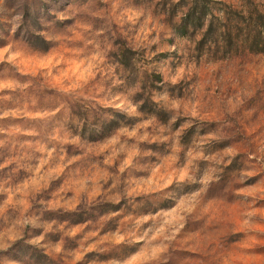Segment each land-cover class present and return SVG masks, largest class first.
I'll list each match as a JSON object with an SVG mask.
<instances>
[{
  "label": "rangeland",
  "instance_id": "1",
  "mask_svg": "<svg viewBox=\"0 0 264 264\" xmlns=\"http://www.w3.org/2000/svg\"><path fill=\"white\" fill-rule=\"evenodd\" d=\"M187 5L188 0H180L179 5L160 0L156 10H167V19L175 23L176 14ZM205 12L204 8L190 7L177 27L186 32L187 25L193 24L202 30ZM141 27L133 29L132 45L122 41L125 52L139 42L135 35ZM211 32L209 29L205 35ZM253 33L244 38V53H264L262 44L252 46L256 39ZM32 43L47 48L39 38ZM61 48L63 59L58 58L53 68V54ZM86 51L81 40L58 41L45 52L36 51L12 32L0 40V140L5 142L0 148V163L18 161L0 171V183L4 184L0 207L7 209L0 219V231H8L15 223L9 218L13 211L10 202L19 198L25 206L31 205V188L39 189L36 194L47 205L48 223H54L51 229L38 230L37 237L42 240L31 248L29 264H164L165 259L166 264H264V169L249 162L250 153L264 147V72L257 70L260 61L250 60L245 66L247 74L239 78L236 88H225L218 101L222 110L237 89L245 92V114L236 120L235 135L230 142L212 141L208 155L223 157L222 163L214 165L196 160L195 146L214 131L215 111L201 122L199 134L182 128L180 120L169 126L168 114L162 113L163 129H149L145 139L140 131L142 119L110 109L123 119L106 125L102 137L92 136L80 145L65 143L71 129L66 125L61 128L56 117L48 114L63 102L61 89L69 85L72 74L85 77L90 72ZM72 53L79 57L72 55L74 66L65 62ZM240 54L238 49L237 57ZM24 84L29 87L23 88ZM121 127L127 129L126 134H120ZM176 138L180 158L173 155ZM59 146L65 160L75 159L57 173L56 168L63 166L59 157L54 161L46 154L53 148L60 151ZM149 147L152 152L146 151ZM228 147H236L235 157L223 155ZM45 159L48 163L41 165ZM190 163H195L201 174L209 166L222 169L219 182L199 196L195 193L202 185L191 181H173L171 187L183 189L179 194L159 187L165 175L175 176ZM249 212L256 213L251 229L243 225ZM180 223L184 227L169 239ZM118 236H125V240L118 243ZM165 244L167 251L161 253L159 249ZM26 247L31 246L23 241L15 245L17 252Z\"/></svg>",
  "mask_w": 264,
  "mask_h": 264
},
{
  "label": "clouds",
  "instance_id": "2",
  "mask_svg": "<svg viewBox=\"0 0 264 264\" xmlns=\"http://www.w3.org/2000/svg\"><path fill=\"white\" fill-rule=\"evenodd\" d=\"M158 3L160 0H60V3L55 0H14V3L0 0V40L7 39L8 33L12 32L17 39L39 52L47 51L58 41L63 44L81 40L84 43L85 55L92 65L90 72L85 77L73 73L69 85L61 89L63 102L48 114L56 117L61 128L66 125L71 129L65 143L80 145L92 136L102 137L106 125L120 123L123 119L110 109L142 119L144 123L140 125V131L145 139L149 129H163L162 113L168 114L169 126L180 120L182 128L194 129L199 134L203 127L201 122L209 119V113L215 111L217 123L213 125L214 131L196 144L195 159L219 165L223 157L208 155L213 148L212 141L230 142L236 132V120L245 114V92L242 89H237L221 110L218 101L223 90L229 86L236 88L239 78L247 74L245 66L250 60L260 61L257 70L264 72V53H244V38L248 32L255 29L264 33V21L259 18L264 14V0H188L187 7H182L176 14L175 23L167 19V10H156ZM172 3L179 5L180 0H172ZM192 6L206 9L204 28L200 30L189 24L186 32L181 31L177 25L182 23ZM141 25L135 40L142 43H135L130 52H125L122 41L127 40L132 45L133 29ZM209 29H212L211 35H205ZM37 38L43 40L47 48L33 44ZM238 49L239 57L236 55ZM63 52L61 48L53 54V68L58 58L63 59ZM72 55L79 58L78 53H72L65 62L74 66L76 60ZM22 87L28 88L29 85ZM119 131L121 135L127 133L124 127ZM162 134L169 139L167 133ZM4 143L0 140V148ZM174 144L173 155L180 158L178 138ZM261 144L264 145V141ZM59 148L60 151L53 148L46 154L54 161L59 157L63 166L56 168L57 173L75 159L65 160L62 146ZM146 151L152 152L153 149L149 147ZM223 155L235 157L236 147L226 148ZM189 158L192 159L191 152ZM14 162L18 163L12 159L0 163V171ZM249 162H254L253 167L264 169V147L253 150ZM47 163L48 159L41 161V165ZM227 163H231V159ZM219 171L222 169L209 166L201 174L196 171L195 163H190L183 171L178 169L175 176L165 175L159 187L179 194L183 189L171 187L173 181H191L202 185L200 192L195 193L199 196L213 183L219 182ZM3 190L4 184L0 183V191ZM29 191L32 193L29 197L31 205L25 206L19 198L9 204L13 210L9 218L15 223L8 231H0V254H3L0 255V264H29L31 248L39 246L42 240L37 237L38 230L53 227L54 222L48 223L51 218L46 215L47 205L36 194L39 189L33 191L30 188ZM195 206L194 202L192 207ZM29 208L31 214H28ZM6 211L0 207V219L4 218ZM17 212L18 216L15 215ZM247 215L249 219H245L243 225L251 229L255 226L252 218L256 213ZM183 227V223L178 224L169 239H174ZM26 228L37 231L26 232ZM124 240L125 236L117 237L118 243ZM20 241L31 247L17 252L15 245ZM167 247L162 245L159 251L164 253Z\"/></svg>",
  "mask_w": 264,
  "mask_h": 264
},
{
  "label": "trees",
  "instance_id": "3",
  "mask_svg": "<svg viewBox=\"0 0 264 264\" xmlns=\"http://www.w3.org/2000/svg\"><path fill=\"white\" fill-rule=\"evenodd\" d=\"M259 18L261 19V21H264V18L262 16ZM253 32H255L254 38H256L257 40L254 39L255 43H253L252 46H257L258 44H262L264 46V33L257 32L255 31V29H253V30H250L248 34H254Z\"/></svg>",
  "mask_w": 264,
  "mask_h": 264
}]
</instances>
